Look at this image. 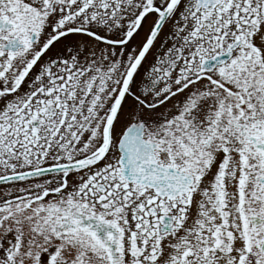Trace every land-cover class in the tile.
<instances>
[{
    "label": "snow or ice",
    "instance_id": "1",
    "mask_svg": "<svg viewBox=\"0 0 264 264\" xmlns=\"http://www.w3.org/2000/svg\"><path fill=\"white\" fill-rule=\"evenodd\" d=\"M0 264H264V0H0Z\"/></svg>",
    "mask_w": 264,
    "mask_h": 264
}]
</instances>
